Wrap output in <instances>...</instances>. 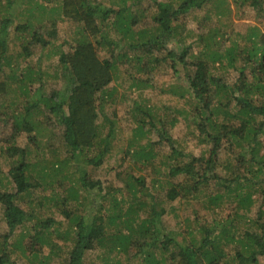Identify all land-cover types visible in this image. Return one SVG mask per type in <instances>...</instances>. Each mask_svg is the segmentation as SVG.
<instances>
[{"label":"trees","instance_id":"1","mask_svg":"<svg viewBox=\"0 0 264 264\" xmlns=\"http://www.w3.org/2000/svg\"><path fill=\"white\" fill-rule=\"evenodd\" d=\"M143 1L61 0L59 9L57 7L53 12L75 22L72 32L77 35L73 44L63 40V44L47 54L55 55L65 82L71 84L69 88L65 86L61 94L48 95L52 97V101L48 98L52 102L49 111L57 114L63 125L67 149L73 154H83L86 149L92 154L87 158V164L97 169L112 152L115 140L111 132L101 134L96 123L111 94L112 82L119 79L121 82L126 74L133 79L130 87L134 85L138 90L144 81L141 73H152L154 68L167 61L171 68L184 63L188 82V90L183 94L188 106L185 115L193 124L199 142L206 146L203 149L207 156L203 153L198 156L183 154L169 138L162 119L151 121L152 108L145 106L142 118L137 121V132L143 133L147 125L154 130L162 127L157 130L160 142L168 141L171 148L173 162L165 163L164 181L153 180L148 187L145 175L127 173L124 188L128 197L117 199L119 188L108 180L102 182L87 171H81L80 186L68 185L62 189V194L49 189L48 194L34 200L33 189L40 187L44 193L47 187L39 185L34 175L37 177L41 172L45 176L50 173L59 176L60 162L57 159L51 162L47 173V165H42L32 175L24 152L8 146L3 151L16 156L8 170L15 190L3 189L0 179V213L6 224V233L0 238V264L10 260L5 249L10 235L33 216L31 210H23L22 201L46 209L45 223L41 224V230H35L36 235L26 248L31 251L38 244L41 247L47 245L48 252L42 255L39 251L32 252V263L50 264L57 258L58 264H88L90 252L96 251L104 264H129L140 255L142 264H260L264 259V30L260 28L264 25V0H247L254 8L256 23L243 37L237 32L234 36L227 33L229 23L224 17L230 11L226 4L228 0H155L150 25L137 27V23L146 17L144 8H140ZM233 1L242 3L245 0ZM199 9H206L205 15L199 20L196 16L192 21H200L198 25L202 29L206 22L214 24L207 26L206 33L197 34L195 42L182 44L186 37L181 36L185 24L178 20ZM33 20L37 22L35 18ZM12 22L11 13L0 18V99H7L9 95L8 82L22 86L20 82L25 76L30 79L40 76V72L27 63L30 46L37 44L43 50L50 45L39 30L29 31L30 24H19L14 27L16 34L12 37L21 44L19 49L14 46L17 50L12 51L8 43L12 38L8 31ZM54 23L51 21L49 26L53 28ZM31 27L36 26L31 24ZM26 30L28 35L22 36ZM48 33L55 31L50 29ZM165 36L170 40L175 37L180 44L179 50L154 55L152 50L164 47ZM223 41H229V44L224 46ZM193 45L197 52H192ZM126 47L136 49L135 53L132 55L125 50L120 54ZM187 56L191 58V67L185 65ZM124 62L128 67L122 71ZM219 69L226 74L234 69L237 76L228 83L215 73ZM38 85L36 103L28 104L29 93L21 90L19 95L26 96L23 104L12 100L7 109L0 110V123L5 126L0 129V135H4L8 143L23 131L31 133L32 125L38 122L33 115H37L36 109H40L39 103L44 100L42 83ZM57 95L61 96L57 98ZM8 107L12 108L11 113ZM173 123L172 118L170 124ZM228 147L235 152L230 153ZM133 148L129 162L140 164L138 167H152L153 151ZM222 153L226 156L222 157ZM162 183L168 201L176 198L183 203L197 200L204 211L203 216L209 210L223 206L229 207L230 213L217 222L214 219L211 223L198 222L199 238L194 235L186 239L185 235L193 233L192 229L186 228L179 232L182 239L177 240L163 225L162 201L154 196L152 185L161 191ZM211 187L212 192H209ZM88 191L95 192L101 202L91 206L88 213L79 212L85 199L80 193ZM147 197L151 199L149 204L145 200ZM45 202L54 205L56 212L43 206ZM55 213L63 216L65 228L62 230L57 225L52 227L54 223L61 225L60 221L55 222ZM193 213L198 219L200 211L194 209ZM177 216L178 213L174 214ZM44 228L46 232L42 230ZM227 246L229 250H226ZM155 250H158L157 255Z\"/></svg>","mask_w":264,"mask_h":264},{"label":"rangeland","instance_id":"2","mask_svg":"<svg viewBox=\"0 0 264 264\" xmlns=\"http://www.w3.org/2000/svg\"><path fill=\"white\" fill-rule=\"evenodd\" d=\"M154 1L155 0H144L140 5V8H144L146 17L141 23H137V27H139V25H150V15L155 12ZM60 4L61 0H12L11 3L7 2V0H0V18L11 13V18L13 20L12 27L8 29L10 37L16 34L14 30L15 26L19 24H30L29 31L30 29L39 30L40 33L46 37L47 43L50 44L43 50L40 49L37 44L30 46L31 53L27 63L31 65L34 71L40 72V76L36 79H30L25 76L22 82H20L22 86L16 85L13 81L8 82L9 95L7 99H0V110L7 109V106H9L12 100L18 101L17 104H23L25 102L23 99H25L26 96H20L19 92L21 90H26L29 93L28 104L33 102L36 103L39 94L36 93L35 90L39 86L38 84L42 83V93L44 94L42 96L44 100L39 103L40 109H36V112H38L37 115H33L38 122L32 125L31 133L23 131L10 143L5 140L4 135L3 137L0 135V169L2 175L0 179L2 188L11 192L15 190L14 183L8 174V170L13 162L12 159L16 156H11L10 151H3L6 150L8 146L15 147L24 152L25 159L28 162L32 175H34L36 171H39L42 165H47V169H45L47 173L49 169H51V162L56 159L60 162L58 166L61 171L60 175L66 176L65 179L60 175L53 176L51 173L46 176L41 172L40 175L42 176L37 175L36 177L34 175L39 185H47L44 193L40 187L33 189L32 198L34 200H37L42 194H48L50 191L49 189H54L58 194H62V189L66 188L68 185L75 184L76 186H80L78 177L81 176V171H87L93 178H100L102 182L108 180V182H111L115 187L119 188L120 192L117 193V199H125L128 197V192L126 188H124V181L127 173H132L134 176L145 175L148 178L146 182L148 187L151 186L153 180L156 182H158V180L164 181L165 177L162 173L166 171L165 163L173 162V157L170 155L171 148L169 142L165 140L160 142L157 130L162 127L154 130L147 125L143 133L137 132V121L142 118L144 109L146 108L145 106L149 105L153 113L151 121L157 122L160 118L162 119V122L166 125L164 128L169 138L175 142L174 145L176 148L183 152V154L192 153L198 156L203 153L207 156V152L203 149L206 146L199 142L193 124L190 120L186 119L185 115L188 106L185 104L183 94H186L185 92L188 90V82L184 63H179L177 66L171 68L169 66V61L154 68L152 73H141L140 77L144 79V81L141 83L143 85L140 86L138 90L134 85L130 87V84L133 83V79L128 78L130 76L126 74H123L121 82L120 79L116 83L112 82L111 94L106 99V105L103 107V110L100 111L96 120L101 134L105 135L111 132L115 137L111 147L112 152L105 158L103 165L97 169H93L86 162L87 158L92 155L89 151L85 149L83 154H73L67 149L63 140V125L58 121L57 114L54 115L49 111V106L52 105V97L48 96L56 92L61 94L65 86H68V88L71 86L69 82L68 85L65 82L63 72L59 69L55 55L47 56L51 49H54L55 46L59 44H63V40H65L66 43L73 44V41L76 39L77 32H72L75 30V22L62 18L60 15L61 13L53 12L57 7L59 9ZM226 4L230 10L229 14L224 17V21L229 23L227 33L234 36V33L237 32L240 34V37H243L248 33L250 26H254L256 23L254 8L249 5L250 1L247 2V0L242 3L228 0ZM205 10L206 9L193 10L188 15H185V17L182 16L178 20L179 22L183 20L185 24V30L181 33V36L186 37L181 41L182 44L184 42L185 44L195 42L197 34L206 33L207 26L209 24H214L206 22L205 29H202V26L199 27L198 24L200 21L198 20L201 16L205 15ZM196 16H199L198 20L193 22L192 18L195 19ZM34 18L37 22L33 20ZM51 21L55 22L54 25H52L53 28L49 26ZM31 24L36 27L32 28ZM260 28L264 30V25H261ZM50 29H53L55 33H48ZM27 35L28 30L24 31L22 36ZM114 37H117V35ZM165 38L164 47L152 50L154 55L160 56L164 55L169 50H179L178 46L180 44L175 40V37L171 40L168 39V36H165ZM15 39V37H12L8 41L9 45L12 47V51L19 49L18 46L21 44L17 42V40L15 41ZM223 42L224 46L229 44V41ZM120 44L122 45L123 43L120 42ZM14 46H16L17 49H14ZM129 49V47L123 48L119 53L121 54L125 50H128V53L133 55L136 51L134 48H131V50ZM11 50L10 52H12ZM191 50L192 52H197L198 49L193 45ZM190 62L191 58L187 56L185 65L191 67L192 65ZM127 67L128 64L124 62L121 68L122 71ZM225 72L226 71L219 69L216 70L215 73L220 74L224 81L228 83L233 82L237 76V72H235L234 69L230 70L227 74ZM127 73H129V71H127ZM60 96L61 95H57V98ZM48 98L51 101L48 100ZM187 100L186 98V103ZM8 108V112L11 113L12 108ZM34 111L35 110H33V112ZM39 111H41V113H39ZM172 118L174 123L170 124ZM4 127L5 126H2V123H0V129H4ZM33 137H35V139H32ZM133 147L138 151L141 150V148L145 151L146 149H151L155 153L154 156L152 152V167H138L140 164L132 165V163L129 162V155L134 150ZM231 148L232 147H228L227 150L230 153H234L235 150ZM221 156L225 157L226 154L222 153ZM152 168H154V171H152ZM156 170H158L157 173ZM116 176L119 177L117 178ZM152 186L154 196L156 199L162 201V207L164 208L163 225L166 230H169L177 237V240L182 239V235H179V232L186 230V228L193 230L191 235H185L186 239L189 237L192 238L194 235L199 238L201 232H199L197 227L198 222L204 220H206L207 223L213 221L217 222L227 217L230 213V208L223 206L220 209H215L213 211L209 210L208 213L203 216L204 211L201 209L199 201L192 199L189 203H183L177 198L173 201H168L164 196L165 185L162 187L161 191L154 185ZM212 189L211 187L209 192H212ZM205 193L209 194L206 190ZM94 194L95 192L92 191L91 193H89V191L88 193H80L85 199L82 201L84 203L82 205L83 208L81 207L79 212L88 213L91 206L93 208L96 204L101 202L100 197L97 198ZM145 200L148 204L151 202V199L148 197L145 198ZM21 204L23 210L26 212H30L31 210L33 216L25 220L22 225L16 227L14 233L10 235L9 241L7 240L5 249L10 256V260L7 264H37L31 262V253L39 251L41 255L45 254L48 252V246L45 245L41 247L38 244L34 247L35 249L31 251H28L26 246L29 247V240L36 235L35 230H41V224L45 223V218H47L46 209L40 207V205L35 207L25 201H22ZM108 204L109 203L106 205ZM43 206L49 208L51 212H56L54 205H49L45 202ZM194 209L200 211L198 219H196L193 213ZM177 213L178 216L174 217V214ZM253 214L254 205L250 209V215L252 216ZM48 215L51 214L48 213ZM53 218L55 220L57 219L55 222L60 221L61 225L54 223L52 227L57 225L60 230L65 228L64 224H62L65 223L63 216L55 213ZM42 230L46 232V228ZM5 233L6 224L0 213V238L3 237ZM17 243H21V245L18 246ZM23 247L26 248L24 251H22ZM226 250H229V246L226 247ZM131 252L132 249L130 250V253ZM155 252V255H157L158 250H155ZM89 255L88 264H104V260L100 257L98 251L94 253L90 252ZM141 256L142 255L136 257L130 261L129 264H142ZM50 264H58V259L54 258ZM260 264H264V259H261Z\"/></svg>","mask_w":264,"mask_h":264}]
</instances>
